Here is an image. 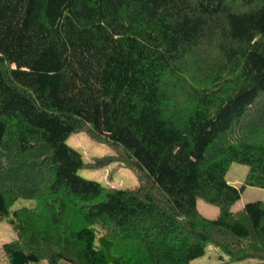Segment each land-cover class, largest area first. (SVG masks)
Masks as SVG:
<instances>
[{
  "label": "trees",
  "instance_id": "trees-1",
  "mask_svg": "<svg viewBox=\"0 0 264 264\" xmlns=\"http://www.w3.org/2000/svg\"><path fill=\"white\" fill-rule=\"evenodd\" d=\"M81 130L112 154L85 163ZM111 161L138 185L78 174ZM247 186L264 188V0H0L8 264H188L209 245L264 263V202L231 210Z\"/></svg>",
  "mask_w": 264,
  "mask_h": 264
},
{
  "label": "rangeland",
  "instance_id": "rangeland-1",
  "mask_svg": "<svg viewBox=\"0 0 264 264\" xmlns=\"http://www.w3.org/2000/svg\"><path fill=\"white\" fill-rule=\"evenodd\" d=\"M66 143L72 148L79 151L82 155L83 161L90 165L95 163L97 159L106 155L112 154L111 148L100 141L92 138L85 131H77L70 134ZM84 166L78 170L81 176L93 179L100 182L103 186L112 188H135L138 185V178L136 173L129 167L124 166L118 161L103 162L94 166ZM248 166L237 162L231 163L226 173V180L233 185L240 186L246 177ZM253 190L246 189L239 200L232 205L231 210H240L245 203L254 201ZM35 201L32 199H17L10 207L13 211L22 206H33ZM197 210L207 218H215L219 212L216 205L210 204L205 200L198 198L196 200ZM16 237L15 230L11 227L7 218L0 219V264H8L6 255L3 251V244L14 240ZM226 256L222 251L212 245L206 248L205 254L201 257L196 264H264L259 261L243 260L237 262H225ZM37 264H47L45 260ZM192 264V263H191Z\"/></svg>",
  "mask_w": 264,
  "mask_h": 264
},
{
  "label": "crops",
  "instance_id": "crops-1",
  "mask_svg": "<svg viewBox=\"0 0 264 264\" xmlns=\"http://www.w3.org/2000/svg\"><path fill=\"white\" fill-rule=\"evenodd\" d=\"M236 186V185H235ZM246 189H249V190H253V191H251L252 193L251 194H253V200H261V201H263L264 202V188H258V187H251V186H247V187H245L244 188V190H243V192H242V194L245 192V190ZM201 257H203V256H201ZM200 257V258H201ZM200 258H197V259H195V260H193V261H191L190 263H188V264H196V261H198ZM250 260H253V261H259V260H254V259H250ZM260 262V261H259Z\"/></svg>",
  "mask_w": 264,
  "mask_h": 264
}]
</instances>
